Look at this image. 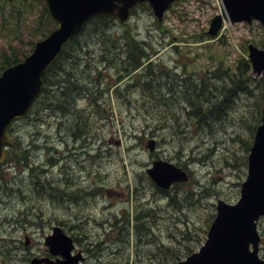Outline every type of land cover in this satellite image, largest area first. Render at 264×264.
I'll use <instances>...</instances> for the list:
<instances>
[{"label": "rangeland", "instance_id": "374dc122", "mask_svg": "<svg viewBox=\"0 0 264 264\" xmlns=\"http://www.w3.org/2000/svg\"><path fill=\"white\" fill-rule=\"evenodd\" d=\"M219 11V0H178L159 22L152 10L142 3L132 11L127 23L134 38L147 41L154 47L146 44L148 51H154L150 61L163 62L182 75L186 72L183 63L195 62L201 69L199 74L218 80L214 72L217 55H222L223 64L237 67L241 46L248 42L257 45L264 39V29L258 21L234 24L225 21L215 39L194 41L192 34L207 30L210 19ZM123 28V23L113 19L109 31L120 34ZM91 31L89 27L85 28L81 40L97 45V35L93 36ZM96 48L90 46V52H95ZM95 60L93 57L92 63ZM194 76L192 73V78ZM245 76L251 88L247 92L249 97L238 92L233 100L235 105L226 109L224 118L216 113L215 117L204 119L197 129L194 124L181 127L182 132L177 135H173L168 123L156 125L151 122V115L145 108L157 99L143 98L140 91L127 92L123 87L116 94L106 93L99 107L91 105L86 97L77 101L79 108L86 109L81 116L88 127L79 140L69 134L67 128L69 120L74 118L71 115L67 120L54 114L47 115L39 108L31 116L16 121L12 133L20 141V146L29 148V165L0 164V174L4 176H0V264H23L26 256L44 253V236L52 225L58 224L57 220L63 221L60 225L68 234L78 236L77 247L84 250L85 264H130V261L132 264H162L163 260L172 264L173 257L188 252L190 242L195 248L215 212L216 199L235 200L239 195L240 181L246 174L248 146L245 147L244 139L252 138L250 123L255 120V99L261 92L262 81L251 68ZM158 89L168 103L184 104V107L188 104L184 100L185 86L178 79L171 88L161 83ZM210 95V102L218 99L217 91ZM179 113L183 115L182 110ZM42 114L43 119L38 120ZM210 120H213L211 126L206 125ZM63 126L68 131L63 130ZM164 126V129H158ZM160 130L167 133L164 141L151 134L157 135ZM88 136L83 142L82 138ZM149 137H155L157 141L153 153L146 147ZM155 158L168 159L181 166L186 163L185 167L192 170L195 180L181 186H190L194 190V200L184 206L183 212L177 211L176 205L167 203V198L159 195L148 179L141 177L140 174L145 173V168ZM30 165L34 170L29 171ZM34 173L38 177L35 181L40 183L37 188L33 184ZM41 187L43 191H40ZM51 187H55L57 194L61 192L56 187L71 194L77 190V197L69 198L70 195L64 192L67 197L63 202L54 200L57 203L54 204L50 202L54 192ZM91 196L95 198L91 199ZM155 198H158L157 202ZM151 205L155 210L147 211ZM123 208L130 216L136 211L144 214L142 220L146 223L141 221V224L149 226L150 230L140 224L136 236L130 217L131 247L129 249L127 242L123 241L120 250L116 247L120 242L116 240L118 235L112 233L109 226L110 221L114 222L113 216ZM170 212L172 217L186 218L188 224L178 222V218L173 220ZM177 226L187 228V238H181ZM259 228L262 235L260 254L264 257V219H261ZM25 235L30 237L28 246L24 244ZM176 237L184 240L183 244H179ZM137 239H141L138 244ZM98 240H102L104 248L95 254ZM160 244L176 249L173 259H169V254L163 256L156 251ZM108 246L111 251L116 250L109 252ZM88 249L93 251L88 252Z\"/></svg>", "mask_w": 264, "mask_h": 264}, {"label": "trees", "instance_id": "16d2710c", "mask_svg": "<svg viewBox=\"0 0 264 264\" xmlns=\"http://www.w3.org/2000/svg\"><path fill=\"white\" fill-rule=\"evenodd\" d=\"M113 19L114 18L107 16L91 17L84 24L82 30L66 43L60 55L43 77L41 92L27 117L31 116L34 110L39 108H42L39 109L40 111L45 110L47 115L54 114L60 118H67L71 115L74 118L71 120L67 118V120L70 121L67 124V128L69 134L72 133L71 135L76 140H79L88 131V127L81 116L86 109L79 108L77 106V101L82 97H86L91 105L99 107L106 93L114 92L116 94L119 90L124 88L127 92L134 90L140 91L143 98L152 97V99H157L154 102H150L145 108L146 112H149L151 115V122L156 125L160 123L165 125L168 123L171 125L169 127L172 128L173 135H177L182 132L181 127L194 124L195 129H197L198 125L204 119H211L216 116V113L221 118H224L227 113L226 109L235 105V103L233 105V100L237 97L236 95L238 92H243L249 97L247 92H249L251 88L248 87L249 79L245 75L250 65L244 56L246 52L245 44L241 46L243 53L237 56V67L223 64L222 55H217V66L214 72L218 80H215V78L211 79L206 74H199V70L201 69L198 68L195 62L190 64L185 61L183 66L186 72L182 75L163 62L150 61L151 55L154 53L152 49L148 51L146 48V44H150L147 41L142 42L134 38V35L129 33V24L127 22L123 23L124 28L120 34L110 32L109 29L112 26ZM54 26L55 24L48 14L43 0H0V73L6 66L22 60L29 52L34 41L46 36ZM126 26L128 27L126 28ZM87 27L92 30L93 36L97 35V45H91L81 40L82 31ZM192 37L194 41H202L211 38L205 29L195 32L192 34ZM90 46H96L97 50L95 52L91 50L90 52ZM150 47L152 48L153 46L150 45ZM93 57L96 58V60L92 63ZM233 68H235L234 72L232 71ZM223 71H225L224 76ZM192 73L195 74L194 78H192ZM162 79H164V81ZM168 79L173 80L169 81ZM177 79L178 82L185 86L184 100L188 103L185 107L184 104L168 103L164 94L158 89L161 83L171 88V85H173L174 81H177ZM221 79L226 80L221 81ZM169 82L171 83L169 84ZM214 90L218 92V99L214 100V102H210V93ZM255 106V120L250 123L251 133H253L259 121L261 107L260 94L255 99ZM150 110L155 111L151 112ZM179 110H182L183 115L179 113ZM42 119L43 114L38 117V120ZM82 121L84 122L82 123ZM212 121L213 120L208 121L206 125L210 124L208 126H211ZM164 128L165 126L158 129ZM63 130L68 131L64 126ZM151 134L157 136L159 141H164L167 136L164 130H160V133L157 135L154 133ZM88 138L89 136L87 138L83 137V142ZM152 138L156 140L155 137ZM244 140L246 142L245 147H247L250 143V137ZM85 143L87 144L88 141ZM29 152V148L24 149L22 145L20 146V141L14 136L13 142L6 152L4 163H9L8 166H15L20 163L28 166ZM182 166L185 167L186 163ZM29 170H31V167H29ZM189 173L190 180L185 184H189L191 181L195 180L192 170H189ZM140 175L150 181L145 173L142 172ZM0 176L4 177L2 174H0ZM35 176V173L32 174V177ZM150 183L154 186L152 181H150ZM36 184L38 185L40 183ZM74 185H76L75 182ZM137 185L138 184L134 186L136 191L138 189ZM181 185L183 184L176 183L166 192L157 186L154 187L159 195L167 198V203L176 205L177 211L183 212L184 206L190 205L194 200L192 196H194L195 192L190 189V186L185 188ZM38 186H36V188ZM51 188L54 191L50 201L52 203H54V200H57V203L58 201L63 202L64 198L67 197L64 196V192L70 195L68 196L69 198L75 197L74 192L71 194V192L66 189L61 190L60 187H56V189L61 192L57 194L55 187ZM42 189L41 187L40 191H43ZM97 189H99V187H97ZM35 193L37 192L34 191V194ZM94 198L95 196H91V199ZM81 199L75 203L78 204ZM157 200L158 198H155V202H157ZM170 205L168 207H170ZM154 210L155 207L152 205L147 208V211ZM169 215L173 220L178 218V222L184 225L188 224L187 219H182L180 215H174L175 217H172L171 212ZM130 217L132 218V225L135 230L134 234L138 236L136 228L140 227L141 221L145 222V220H142L145 215L141 212H133L130 216L128 210H124L123 208V210L113 216L114 222L110 221L111 225L109 228H112V233L115 232L118 235L116 240H120V242L116 244V247L120 250L123 248L124 242H127V247L129 249L131 247V239L129 237ZM57 222L63 223L62 220H57ZM141 226L148 231L150 230V227L144 223H142ZM177 228L181 238L184 236L187 238V228H179V226H177ZM72 236L78 242V236L76 234ZM203 238L204 235L202 239ZM176 239L179 241V244H183L184 240H179L180 237H176ZM138 240L141 239H137L136 244H138ZM189 245L191 246L186 249L188 252L194 249L192 247L194 245L193 242L192 244L190 242ZM101 248H104L102 240L96 241L95 253ZM106 249L108 250L109 246L106 247ZM88 250L93 251L90 249ZM115 250L116 249L112 251ZM156 251L162 253L163 256L169 254L171 256L169 257L170 259L175 254L176 249L174 250V248L170 246H163V244H160ZM173 258V261H175L180 258V255ZM162 264L171 263L167 260H163Z\"/></svg>", "mask_w": 264, "mask_h": 264}, {"label": "water", "instance_id": "95a60500", "mask_svg": "<svg viewBox=\"0 0 264 264\" xmlns=\"http://www.w3.org/2000/svg\"><path fill=\"white\" fill-rule=\"evenodd\" d=\"M148 1L158 19L175 0H45L48 11L57 24L43 39L35 42L32 51L0 74V161L11 144L8 128L14 119L25 115L40 92L42 77L61 52L63 45L74 36L92 15L116 16L124 21L137 2ZM221 13L210 22L208 32L215 35L222 17L231 22L259 20L264 26V0H222ZM252 71L262 74V119L257 126L250 153L248 171L241 183L240 196L231 203L218 199L216 214L200 249L176 264H264L257 255L259 234L257 220L264 215V45H248ZM153 149L154 141H149ZM154 182L163 188L188 176L174 164L158 159L146 169ZM53 254L63 259H43L46 264H79L80 254L71 255L72 239L59 227L45 238ZM33 259L30 264L40 263Z\"/></svg>", "mask_w": 264, "mask_h": 264}, {"label": "bare ground", "instance_id": "6f19581e", "mask_svg": "<svg viewBox=\"0 0 264 264\" xmlns=\"http://www.w3.org/2000/svg\"><path fill=\"white\" fill-rule=\"evenodd\" d=\"M51 160V159H50ZM54 164H52L51 166L53 167ZM195 194V193H194Z\"/></svg>", "mask_w": 264, "mask_h": 264}, {"label": "flooded vegetation", "instance_id": "af4514ba", "mask_svg": "<svg viewBox=\"0 0 264 264\" xmlns=\"http://www.w3.org/2000/svg\"><path fill=\"white\" fill-rule=\"evenodd\" d=\"M44 256H45V255H44ZM48 256H49V255H48ZM28 259H29V258H28ZM28 259H27V260H28ZM23 264H24V263H23Z\"/></svg>", "mask_w": 264, "mask_h": 264}]
</instances>
